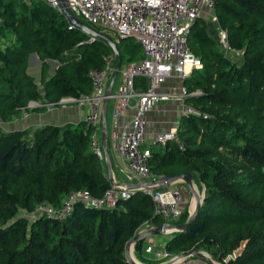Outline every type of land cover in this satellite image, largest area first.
<instances>
[{
	"label": "trees",
	"instance_id": "obj_1",
	"mask_svg": "<svg viewBox=\"0 0 264 264\" xmlns=\"http://www.w3.org/2000/svg\"><path fill=\"white\" fill-rule=\"evenodd\" d=\"M212 12L214 29L225 30L239 60L224 52L209 18L191 23L187 44L201 66L181 84L200 90L186 100L206 116L180 114L182 147L175 140L149 143L148 165L156 176L197 168L205 190L194 220L163 247L170 254L202 249L222 264H264V0H214ZM68 25L44 0H0L1 120L19 109L45 108L28 107L29 100L90 93L88 70L103 68L112 50ZM112 37L120 67L142 58L133 37ZM31 52L40 60V87L26 71ZM48 59L58 61L51 74ZM133 86L145 89L146 78L134 76ZM93 129L84 119L30 131L0 126V264H131L126 240L145 223L164 221L141 190L110 208L76 202L62 219L29 218L42 200L59 206L68 192L99 197L109 187L104 159L90 147ZM178 218L173 223L183 222ZM143 242L135 243L137 251Z\"/></svg>",
	"mask_w": 264,
	"mask_h": 264
},
{
	"label": "built area",
	"instance_id": "obj_2",
	"mask_svg": "<svg viewBox=\"0 0 264 264\" xmlns=\"http://www.w3.org/2000/svg\"><path fill=\"white\" fill-rule=\"evenodd\" d=\"M44 1L59 8L56 0ZM67 3L71 11L85 23L97 30H109L115 38L133 37L141 47L142 58L121 66L118 72L120 78L109 96L114 99V104L108 133L128 181L140 185L137 188H129L121 186L119 182H110L109 187L99 197L91 195L85 189H77L68 192L59 206L42 200L33 213L62 219L70 213L76 202L95 208H110L119 199L127 198L136 190H141L150 196L154 214L161 216L165 223L173 222L181 214L183 196L175 182L163 186L148 183L161 175L156 176L149 169L150 150L144 137L145 114L157 103L175 101L181 115L206 116V113H202L198 107L186 100L199 94V89L187 90L180 84L177 88L167 90L162 84L172 75L182 80L192 68L201 66L199 58L188 47L187 32L203 8L210 10L209 16L212 20L216 19L212 12L214 0H67ZM68 28L71 26L68 25ZM217 38L226 53L229 46L224 29H218ZM93 39L95 38L89 36L87 40ZM113 61L111 53L105 57L103 68L88 70L87 75L92 84L89 94L80 97L62 96L57 101L29 100L27 106H44L50 109L68 103L88 105V112L83 119L94 128L90 134V147L99 157H103L97 131L100 129V110L113 70ZM137 75L146 78L145 89L133 86V78ZM131 108L133 113L130 118L119 125L121 117ZM168 140H175L179 147H182L176 126L156 132L152 142L164 144ZM144 182L147 184H143ZM33 213L29 215L33 216ZM144 250L151 252L152 257L160 262L173 256L163 245L155 250L151 245H146Z\"/></svg>",
	"mask_w": 264,
	"mask_h": 264
},
{
	"label": "water",
	"instance_id": "obj_3",
	"mask_svg": "<svg viewBox=\"0 0 264 264\" xmlns=\"http://www.w3.org/2000/svg\"><path fill=\"white\" fill-rule=\"evenodd\" d=\"M59 11L64 15L65 19L69 22V25L71 27H76L79 30L83 31L89 36H92L93 38H98L102 41H104L112 50V58L115 61L113 70L111 73V76L108 80L107 86L105 88L103 103L101 105L100 110V118H101V125H100V146L103 154V159L106 166V174L111 183H118L115 181L113 177L112 167H111V159L109 156V153L107 151V121H106V114H105V107L107 100L109 96L112 94V86L116 79V76L120 70V56L119 52L117 50V47L115 45V41L111 39V37L102 31L97 30L95 27L85 23L82 21L79 17H77L69 8L67 0H56ZM194 171H198L197 168H190L185 173L182 174H165L161 175L158 179L149 181L148 183L156 184V186H163L166 184L174 183L177 181H183L188 191L193 195V204L191 207V210H189L187 218L181 222V223H159L155 224L153 222L145 223L142 225L137 231L126 240L124 245V254L126 260L131 264H152V263H144L141 261H137L133 258L130 251L132 250L133 246L137 241L144 240L147 236L154 234V233H168L171 231H184L187 229L188 225L194 220L196 213L200 207L201 201L204 196V190L205 187H203L201 193L196 191V189L193 188V184L195 182L193 181L192 173ZM197 179L201 181V177L198 175ZM121 186L129 187V188H137L140 183H119ZM143 184H147V182H144ZM188 255H195L198 257H201L207 261H213L215 260L212 256H209L206 252H204L202 249H192L190 251H183L176 254H173V256L164 262L161 263H153V264H173L178 259L184 258ZM217 261V260H216ZM222 264V263H220Z\"/></svg>",
	"mask_w": 264,
	"mask_h": 264
},
{
	"label": "crops",
	"instance_id": "obj_4",
	"mask_svg": "<svg viewBox=\"0 0 264 264\" xmlns=\"http://www.w3.org/2000/svg\"><path fill=\"white\" fill-rule=\"evenodd\" d=\"M210 10L208 8H203L200 16H209ZM32 57V59L39 60L37 54L35 52H31L28 55V59ZM40 61V60H39ZM171 81H175L173 88H177L181 84V80L177 78L176 76L172 75L169 77ZM117 85V81L115 79L112 91L115 89ZM169 84H166L163 88L164 89H171L168 86ZM114 104V99L112 97H109L106 103L105 107V114H106V121L107 117L109 115V121H111V113H112V107ZM42 110V111H41ZM41 110H32L33 112H30L32 115V119L27 122L26 126H22L20 128H30L31 126L36 127L43 124H64L66 122H76L80 119L84 118V115L88 112V105H78L77 103H71L69 106H65V108L62 109H41ZM133 113V109H128L126 112V115L124 117H121L119 125L122 124V121L128 120ZM26 115V113H24ZM180 116V110L178 103L175 101H165L161 103L155 104L150 111H148L145 114V126H144V137L145 141L149 144L153 141V136L156 132L166 130L170 127L176 126V122L178 121V118ZM16 128V127H15ZM109 128L107 125V138H109ZM100 140V136H99ZM110 140V138H109ZM107 151L109 153L110 159H111V167L113 172V177L115 181L119 183H126L124 180L122 172L120 169V163L115 155V152L113 150L112 141L110 140V146L107 148ZM194 181V178H192ZM195 182V181H194ZM175 184L179 187V189L184 193V190L187 189L186 184L183 181H177ZM157 234H160L161 240H157L156 237L159 236ZM167 233H154L149 236H147L144 239V242H147V245H150V243H157V247H160L163 245V242L165 238L167 237ZM143 242V243H144ZM143 248V246H142ZM206 252L209 256V252L203 250ZM146 254V253H145ZM135 256V255H134ZM144 263H161L160 260H156L152 257L151 252H147V260L146 257L142 256ZM139 261V260H138ZM221 262L213 260V261H207L201 257L195 256V255H188L184 258L178 259L175 261L174 264H220Z\"/></svg>",
	"mask_w": 264,
	"mask_h": 264
},
{
	"label": "rangeland",
	"instance_id": "obj_5",
	"mask_svg": "<svg viewBox=\"0 0 264 264\" xmlns=\"http://www.w3.org/2000/svg\"><path fill=\"white\" fill-rule=\"evenodd\" d=\"M207 18H209L210 20H209V22L208 21H206V23L209 25V30H210V32L213 34V35H216L217 36V31H218V29L217 30H215L216 29V27L214 26V24H213V21H215V20H212L211 18H210V16H206ZM206 18V19H207ZM214 27H215V29H214ZM103 31H105V32H103V33H105V34H107L108 33V35L109 36H113L112 35V33L109 31V30H106V29H103ZM112 38H114L115 39V37L113 36ZM231 58H233V59H235V60H239L238 59V56H239V54L237 53V52H233V51H227L226 52ZM47 63H48V74H51L52 72H53V69L56 67V65L58 64V61L56 60V59H48L47 60ZM40 61L39 60H34V59H32V57H30L29 58V60H27V69H26V71H27V73H29L32 77H33V79H34V81H35V83H36V86L37 87H40L41 86V82H40ZM119 78H120V74H118L117 76H116V81H118L119 80ZM174 80L173 81H171V79L168 77V78H166V80L164 81V83L162 84V87H164L166 84H169L168 86H169V88H173V87H175V86H173V84H174ZM173 86V87H172ZM167 90H170V89H167ZM69 105H71V103H68V104H66L65 106H69ZM65 106H61V105H58V106H53V107H51V108H54V109H62V108H65ZM45 109H48V108H46L45 107ZM33 109H30V108H23V109H19L15 114H13L12 116H10L7 120H1L0 119V126L2 127V128H4V129H9V128H20V127H22V126H26L27 125V122L29 121V120H31L32 119V115H31V113L30 112H33L32 111ZM42 111V110H41ZM24 113H26V115L24 114ZM109 115H108V117H107V125H108V128H110V121H109ZM61 125V124H60ZM100 125H101V122H100ZM34 127L33 126H31L30 128H29V131L31 130V129H33ZM100 136V129L97 131V137H99ZM99 142H100V140H99ZM122 172H120L121 174H122V176H123V178H124V180L126 181V183L127 182H129L128 181V178L126 177V174L123 172V170L122 169H120ZM197 173L196 172H193V178H194V181H195V185H196V191H198L199 193H201V191H202V189H203V187H204V182H202V181H199L198 179H197ZM176 185V184H175ZM177 186V185H176ZM181 191V190H180ZM181 193H182V191H181ZM182 196H183V203H182V209H181V216L178 218V220H177V222H180L182 219H186L187 218V215H188V212H189V210H191V207H192V204H193V195L188 191V189H185L184 190V193H182ZM38 214V212H34L33 213V217L35 216V215H37ZM29 218H32V215H29ZM183 220V221H184ZM169 223H173V222H171V221H169ZM173 231H171V232H168L166 235H167V237H168V235H170L171 233H172ZM157 235H159V236H157L156 237V239L157 240H161V236H160V234H157ZM147 245V242H144L143 244H142V246H143V248L141 247V249H140V251H137L136 249H135V245L133 246V248H132V252L130 251V253H131V255L133 256V258L135 259V257H136V260H139V261H141V262H143V259H142V256H144V257H146V260H147V252L144 250V248H145V246ZM150 245H151V248L152 249H156L157 248V243H150ZM133 253V254H132ZM146 253V254H145ZM135 255V256H134Z\"/></svg>",
	"mask_w": 264,
	"mask_h": 264
},
{
	"label": "bare ground",
	"instance_id": "obj_6",
	"mask_svg": "<svg viewBox=\"0 0 264 264\" xmlns=\"http://www.w3.org/2000/svg\"><path fill=\"white\" fill-rule=\"evenodd\" d=\"M193 188L194 189H196V185L195 184H193ZM131 252H132V250H131ZM133 254V253H132ZM135 259H136V257H135ZM138 261V260H137Z\"/></svg>",
	"mask_w": 264,
	"mask_h": 264
}]
</instances>
